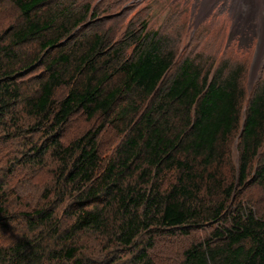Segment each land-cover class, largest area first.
<instances>
[{
  "label": "trees",
  "instance_id": "16d2710c",
  "mask_svg": "<svg viewBox=\"0 0 264 264\" xmlns=\"http://www.w3.org/2000/svg\"><path fill=\"white\" fill-rule=\"evenodd\" d=\"M4 2L18 22L0 44V116L17 107L48 136L32 153L42 159L50 151L60 208L52 201L23 213L37 232L0 248V264H122L126 255L133 264H157L149 254L157 235L201 229L203 238L184 245L174 264H264V213L243 194L252 185L264 189V81L240 123L239 66L224 62L211 72L203 58L178 60L172 43L141 20L113 40L104 21L93 22L96 9L78 0ZM39 66L32 90H24V73ZM76 113L102 124L64 144L62 126ZM107 126L122 138L103 158ZM235 136L228 182L220 170ZM85 235L105 241L101 262L81 250Z\"/></svg>",
  "mask_w": 264,
  "mask_h": 264
},
{
  "label": "rangeland",
  "instance_id": "374dc122",
  "mask_svg": "<svg viewBox=\"0 0 264 264\" xmlns=\"http://www.w3.org/2000/svg\"><path fill=\"white\" fill-rule=\"evenodd\" d=\"M78 2L88 3L96 9L97 18L93 22L98 19L104 21L101 28L110 33L113 40L121 38L130 24L141 20L146 22L148 31H155L172 43L178 60L186 57L195 60L203 58L204 70L211 72L224 62L239 66L243 72V85L246 91L240 111V123L242 122L253 88L260 86L264 81V5L259 0H244L243 4L238 0H78ZM90 17L88 16L87 20L90 21ZM16 22H18L16 9L9 3H2L0 44L7 41L9 28ZM26 48L32 58L37 53L35 50L38 45L33 42ZM42 70L43 68L39 66L24 73L20 81L24 82V90L27 87L28 90H32L35 77ZM173 71L174 67L168 74ZM61 90L65 91L63 88ZM17 110L15 107L11 113L4 117L0 116V205L4 207L0 216V248L25 238H33L37 232L27 226L23 213L32 214L35 209L52 206L49 204L52 201L55 202L57 209L60 208V202L53 193L55 162L50 151H47L42 159L32 153L34 145L48 144V136L33 128L32 124L35 126L36 123L34 120H30L31 125L27 123L28 121H23L21 113ZM101 124V117L88 120L81 113H76L63 124L61 140L66 144L87 129L97 128ZM121 138L122 135H118L111 126L105 128L99 142L103 158L111 154ZM236 144L237 136L230 142L232 158L220 170L228 182L234 179ZM243 194L256 208L257 215L264 213V189L252 185L247 187ZM57 216L62 221L65 220L61 211ZM204 234V229L193 231L188 236L159 234L149 254L157 264H174L180 258L183 246L203 238ZM51 244L54 245L53 242ZM104 245L105 241L100 242L92 235L81 236L79 241L83 253L88 256L93 254L92 258L98 262L104 259L107 252ZM97 249L98 253L93 252ZM123 260L122 264H133L128 261L130 257L127 255Z\"/></svg>",
  "mask_w": 264,
  "mask_h": 264
},
{
  "label": "bare ground",
  "instance_id": "6f19581e",
  "mask_svg": "<svg viewBox=\"0 0 264 264\" xmlns=\"http://www.w3.org/2000/svg\"><path fill=\"white\" fill-rule=\"evenodd\" d=\"M238 1L241 2L242 4L245 3L244 0H238ZM255 1H256V0H255ZM207 2H209V1H207ZM207 2H206V4H207ZM248 2H249V1H248ZM248 2H247V3H248ZM253 2H254V1H253ZM259 2L262 3V4L264 5V0H259ZM246 7H247V6H246ZM258 7H259V6H258ZM247 9H248V11L250 12V9H249V8H247ZM234 11H236V10H234ZM255 12H256V11H255ZM251 16H252V15H251ZM261 34H262V33H261ZM263 42H264V41H263Z\"/></svg>",
  "mask_w": 264,
  "mask_h": 264
},
{
  "label": "flooded vegetation",
  "instance_id": "af4514ba",
  "mask_svg": "<svg viewBox=\"0 0 264 264\" xmlns=\"http://www.w3.org/2000/svg\"><path fill=\"white\" fill-rule=\"evenodd\" d=\"M187 1V0H186Z\"/></svg>",
  "mask_w": 264,
  "mask_h": 264
}]
</instances>
